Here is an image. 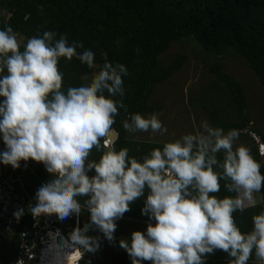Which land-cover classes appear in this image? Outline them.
<instances>
[{"label":"clouds","instance_id":"1","mask_svg":"<svg viewBox=\"0 0 264 264\" xmlns=\"http://www.w3.org/2000/svg\"><path fill=\"white\" fill-rule=\"evenodd\" d=\"M61 58L98 67L95 53L82 41H69L66 33L59 38L53 31L34 35L21 50L10 25L0 30V140L5 145L0 164L19 169L22 161L42 163L51 179L38 188L27 212L37 223L53 215L77 221L66 237L58 230L49 233L42 264H71L76 254L82 259L96 253L102 238L115 243L117 221L142 198L141 214L155 223L120 239L132 264H206L217 251L227 254L228 264H249L253 255L255 264H264V211L252 216L247 233L233 215L254 206V193L264 189L261 162L236 142L242 133L251 135L264 157L260 137L249 129L225 131L204 120L195 131L153 148L142 161L130 158L127 148L109 147L116 140L113 125L121 110L126 117L122 127L130 134L163 135L167 128L158 113H128V67L105 60L98 71L84 74L79 86L64 89ZM93 149L101 153L98 162L89 160ZM92 170L95 175L89 176ZM221 181L234 195H215ZM85 212L89 219L81 227ZM24 214L23 207L13 212L17 222ZM97 231L102 237L90 234ZM53 236L63 238L64 252L56 250ZM27 252L29 260L35 258L31 248ZM17 264H25L24 259Z\"/></svg>","mask_w":264,"mask_h":264},{"label":"trees","instance_id":"2","mask_svg":"<svg viewBox=\"0 0 264 264\" xmlns=\"http://www.w3.org/2000/svg\"><path fill=\"white\" fill-rule=\"evenodd\" d=\"M5 25H10L18 36L26 40L45 31H53L57 33V38L66 33L69 41H82L85 48L95 53L98 66L96 71L105 60L125 64L130 73L124 78L127 89L124 102L128 106V113H158L159 110L151 107L148 101L156 86L167 81L180 68L183 59L180 58L168 68L160 70L161 55L173 43L187 37H194L208 54L216 57H223L233 50L246 59L264 86V0H0V30ZM24 44L21 45V50ZM59 67L64 73V89L79 86L82 83L81 77L93 71L75 58L71 62L61 58ZM212 71L220 82L232 90L240 114L243 115L241 122L222 124L216 119L214 122L228 130L248 129L250 120L244 113L246 105L242 85L218 67ZM3 99L4 97H0V101ZM124 118L126 117L121 110V115L116 117L113 125L118 137L111 147L117 151L127 148L129 157H135L138 161L149 155L153 148L162 149L163 143L132 139L131 134L122 127ZM249 131L251 132L250 129ZM255 133L260 137L261 143H264V137L258 131ZM242 135L248 137L247 133ZM250 139L254 144L252 155L261 162V173L264 174V162L258 152V144L253 138ZM100 156L101 153L93 149L89 160L95 159L98 162ZM31 164L34 166L36 162L31 161ZM33 168L34 171L23 163L16 170L10 166L12 174L17 172L13 174L14 178L25 169L26 184L16 181L13 192L20 199L23 196L21 191L26 190L31 203L34 202L38 188L51 179L43 164ZM88 175H95V171L92 170ZM34 177H38V180L34 181ZM224 183L221 181V191L217 194L234 195L225 190ZM147 192L146 189L145 198ZM260 194L261 206L243 213L237 211L234 215L238 227L245 233L253 228L252 216L264 211V189ZM78 199L83 202L86 197ZM143 207L142 198L131 205V211L126 212L123 218L141 221L145 226L148 223L154 224V220L149 221L147 216L141 214ZM25 219L29 220V225L32 224L31 217L27 214L20 219L21 225ZM54 219V225L59 227L60 220L57 217ZM64 221L67 225L70 221L74 222V217ZM80 226L83 225L80 223Z\"/></svg>","mask_w":264,"mask_h":264},{"label":"rangeland","instance_id":"3","mask_svg":"<svg viewBox=\"0 0 264 264\" xmlns=\"http://www.w3.org/2000/svg\"><path fill=\"white\" fill-rule=\"evenodd\" d=\"M18 40L21 45L27 41L21 36H18ZM229 52L223 57L210 55L194 37L183 38L173 43L171 48L161 55L160 70L168 68L176 60L183 58L181 59L180 68L171 78L156 86L148 101L151 107L159 110V119L167 128V132L163 135L153 134L150 131L137 132L131 134V138L165 143L195 131V128L204 120L208 121L213 127H220L217 126L214 119L222 124L241 122L243 115L240 114L235 95L226 84L217 79L212 71L213 68L217 67L234 77L242 85L246 105L244 113L248 115L250 120L248 129L251 132L258 131L264 137V86L260 83L246 59L238 56L233 50ZM93 71H96V69H93ZM224 130L227 131L228 129ZM250 137L252 138L249 134L248 137L241 134L236 143L237 145L244 144L248 146L251 153H253L254 144H252L253 141ZM28 167L32 168V164ZM13 174H17V172ZM13 174H5L1 179L2 182L12 183L13 181L12 184L16 181L19 182L17 180L18 175L17 178H14ZM19 179H22V177ZM35 180H38V177H34ZM23 182L24 179H22ZM24 193L28 194L26 190L21 191V194L24 195ZM3 202V200L0 202V264H16L20 251V233L23 231L29 232L35 248L41 247L40 249H42L43 247L42 250H45L47 247L46 242L49 243L50 241L49 233H56L58 227L48 221L41 222V225L37 228L18 226L13 216L17 206L11 207L10 203L5 205ZM21 203L29 206L31 198L24 195L19 202V205L22 206ZM89 215L85 212L82 214V218L88 220ZM52 218H56V216L53 215ZM80 223L81 225L84 224L82 221ZM58 225L65 237L76 226V224L73 225L72 221L67 225L65 221H60ZM117 225L115 243H110L102 238L100 249L96 253H85L78 264H89V261L91 264H132L127 252L119 247V241L122 238L130 239L134 231L145 232L147 226L136 222L132 223L130 220L125 219L118 220ZM16 233L18 236H16ZM92 235L102 237V234L98 231L93 232ZM40 251L38 252L40 253ZM31 264H42V261H34ZM143 264H151V262L144 261Z\"/></svg>","mask_w":264,"mask_h":264},{"label":"built area","instance_id":"4","mask_svg":"<svg viewBox=\"0 0 264 264\" xmlns=\"http://www.w3.org/2000/svg\"><path fill=\"white\" fill-rule=\"evenodd\" d=\"M112 144L113 143H110L109 144V147L110 148H111ZM3 146H4L3 141L0 140V151H3L4 150V147ZM258 150H259V144H258ZM259 154H260V152H259ZM21 163L25 164V162H23V161ZM30 164H31V161L27 162L25 165L26 166H29ZM7 170H8V172H7ZM7 173H10V174L12 173V171H10V166L9 165L8 166H5L3 164H0V202L3 200L4 201L3 203L5 205L7 203H10L9 205L11 207H13V206H17V208L18 207H23L25 209V214L23 215V217H24L25 215L29 214L28 212H26V208L28 206L24 205L23 203H21L22 206L19 205L18 196L16 194H14V192H13L14 191V188H11V184L9 182H6V181H3L2 182V180H1L2 177L5 174H7ZM17 180H19V177L17 178ZM15 196H17V199H15ZM30 217H31V220H32V224L29 225V220L25 219L24 220V223H23V226L24 227L30 226V227H36L37 228V226L41 225V222H43V221L44 222H47L48 221L50 224H53L54 221H55V219L52 218V216H46V217L39 218V221L37 223V221H35L31 215H30ZM4 218H6V217H4ZM26 220L28 221V224L27 225H25V221ZM20 222H21V220L19 222H17L18 223V226L21 225ZM56 230L59 231V229H56ZM54 237H55V241L57 240V238H61L63 240L62 237H56V236H54ZM38 243H39V239H38ZM33 245H34V243L31 240V235L29 234V232H24V231L21 232L20 233V243H19L20 251H19V256L17 257V261L19 259H21V258L24 259L25 264H31L34 261H41V255H42V251H43L42 249H43V247H42V249H40L41 247L35 248V245H34V247H33ZM65 247L62 250H60L61 253L65 251ZM28 248H31L32 249V252H33L34 257H35L34 259L29 260V256H28V252H27V249ZM39 250H41L40 253L38 252ZM80 260H81L80 256L78 254H76V255H74L72 257V263L71 264H78ZM16 264H17V262H16Z\"/></svg>","mask_w":264,"mask_h":264},{"label":"crops","instance_id":"5","mask_svg":"<svg viewBox=\"0 0 264 264\" xmlns=\"http://www.w3.org/2000/svg\"><path fill=\"white\" fill-rule=\"evenodd\" d=\"M136 140H139V141H147V142H153V141H150V140H141V139H136ZM155 143V142H154ZM159 143V142H158ZM164 144V143H163ZM39 164H42V163H37L36 162V166L37 165H39ZM35 165L34 166H32V168H30V170H32V171H34V168L33 167H35ZM16 170V169H15ZM26 174V171H25V169H22V172H21V174L20 175H18V177L19 178H21L22 177V179H24L25 180V175ZM22 179H19V181H20V183L21 184H26V183H22ZM10 184H11V188H14V186H13V182L11 183V182H9ZM25 195V197H28L27 196V194L25 193L24 194ZM24 195L19 199V202H20V200L21 199H23V197H24ZM215 195H217L219 198H223V197H225V196H227V195H225V196H223V195H218L217 193L215 194ZM254 199H255V204H254V206H247L246 205V208H245V211H249L250 209H252V208H255V207H257V206H261L262 205V196H261V194H260V192L259 193H254ZM237 213V212H236ZM236 213H234L233 215H235ZM237 216H239V214H237ZM122 219H124V218H122ZM86 222L87 220H84L83 218H81L80 217V222ZM131 222H136V223H140V224H144L143 222H141V221H138V220H130ZM236 223H237V220H236ZM73 224H76V218L74 217V222H73ZM75 227V226H74ZM73 227V228H74ZM58 229H59V233H61L62 232V230L60 229V227H58ZM57 231V230H56ZM145 232H146V230H145ZM242 232H244V231H242ZM61 234H63V237H65V235H64V233H61ZM206 264H228V258H227V254L226 253H224L223 251H217L214 255H210V256H208L207 257V260H206ZM249 264H255V256L253 255V258H252V260H250V262H249Z\"/></svg>","mask_w":264,"mask_h":264},{"label":"water","instance_id":"6","mask_svg":"<svg viewBox=\"0 0 264 264\" xmlns=\"http://www.w3.org/2000/svg\"><path fill=\"white\" fill-rule=\"evenodd\" d=\"M117 137H118V135L116 133V139H117ZM262 162H264V157L262 158ZM15 199H17V196H15ZM27 224H28V221L26 220L25 225H27ZM56 244L58 245L59 249H63L65 247L63 240L61 238H57Z\"/></svg>","mask_w":264,"mask_h":264},{"label":"bare ground","instance_id":"7","mask_svg":"<svg viewBox=\"0 0 264 264\" xmlns=\"http://www.w3.org/2000/svg\"><path fill=\"white\" fill-rule=\"evenodd\" d=\"M52 240H55V237L53 236L52 238H51ZM51 241H49V243H50ZM63 243H64V241H63ZM58 252H61L60 250H62V249H59L58 247H57V249H56ZM42 261V260H41ZM72 263V262H71Z\"/></svg>","mask_w":264,"mask_h":264}]
</instances>
